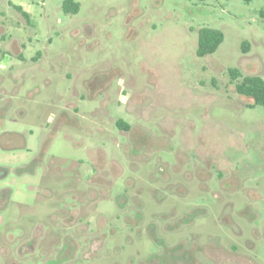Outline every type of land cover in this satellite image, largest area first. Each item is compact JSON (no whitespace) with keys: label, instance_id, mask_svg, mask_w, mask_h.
Returning <instances> with one entry per match:
<instances>
[{"label":"rangeland","instance_id":"374dc122","mask_svg":"<svg viewBox=\"0 0 264 264\" xmlns=\"http://www.w3.org/2000/svg\"><path fill=\"white\" fill-rule=\"evenodd\" d=\"M63 1L0 0V264H264V0Z\"/></svg>","mask_w":264,"mask_h":264},{"label":"trees","instance_id":"16d2710c","mask_svg":"<svg viewBox=\"0 0 264 264\" xmlns=\"http://www.w3.org/2000/svg\"><path fill=\"white\" fill-rule=\"evenodd\" d=\"M18 13L25 15L21 8ZM79 5L74 0H64L62 3V10L66 14H75L78 12ZM223 41V34L221 31L212 28H201L198 32L196 55L204 57L213 54ZM229 74L233 80L239 77V72L236 69L230 70ZM235 91L239 95L252 100L251 107L256 105L264 107V81L256 76H247L242 81L235 85ZM122 121L117 123L121 128Z\"/></svg>","mask_w":264,"mask_h":264},{"label":"crops","instance_id":"0c3cea01","mask_svg":"<svg viewBox=\"0 0 264 264\" xmlns=\"http://www.w3.org/2000/svg\"><path fill=\"white\" fill-rule=\"evenodd\" d=\"M20 8H21V7H20ZM21 9H22V8H21ZM22 11L25 12V13H29L28 10H24V9H22Z\"/></svg>","mask_w":264,"mask_h":264}]
</instances>
